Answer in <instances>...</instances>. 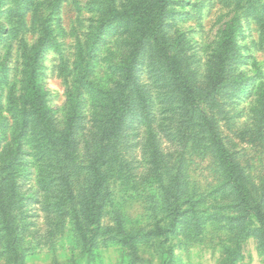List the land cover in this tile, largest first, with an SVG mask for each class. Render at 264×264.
Masks as SVG:
<instances>
[{
  "label": "rangeland",
  "instance_id": "1",
  "mask_svg": "<svg viewBox=\"0 0 264 264\" xmlns=\"http://www.w3.org/2000/svg\"><path fill=\"white\" fill-rule=\"evenodd\" d=\"M106 5L148 15L156 0H0V264H264V0H165L158 43ZM32 69L46 127L26 99ZM109 118L121 125L92 234L83 203Z\"/></svg>",
  "mask_w": 264,
  "mask_h": 264
},
{
  "label": "trees",
  "instance_id": "2",
  "mask_svg": "<svg viewBox=\"0 0 264 264\" xmlns=\"http://www.w3.org/2000/svg\"><path fill=\"white\" fill-rule=\"evenodd\" d=\"M165 5V0H156L155 8L148 14V15H140L134 12H127V9L123 7V11L120 12L118 7H115L114 5H106L101 8L103 11L107 14H109V17H119L121 14H130L131 17H133L136 21V23L144 26L145 32H148L149 35L155 40L156 43L159 42L158 40V31L161 25V18L163 14V8ZM136 24L138 27H141L140 25ZM231 31H227V33L223 34L222 43L225 46V50H227L231 45ZM141 41V37L137 39V43ZM135 47H133V50L129 52L127 59L125 62L121 63V67H125L126 71H130L131 73V64L135 60ZM165 66L166 69L171 73V75L178 79L179 86L182 90V94L185 100H189V98L192 97V88L188 84V79L184 74L179 71L175 65L174 61L171 57V55L166 54L165 56ZM174 67V68H173ZM173 72V73H172ZM25 94L27 103L29 104L30 109L32 112L36 115L39 124L43 125L44 127L48 126V116L47 111L45 108V105L40 97L38 84L36 81L34 70L29 74V77L26 78V85H25ZM207 129L209 130V138L212 143V146L214 148V151L218 157V160L220 162L222 171L226 175L227 179L233 183V187L235 190L242 191L243 196L246 195L242 189H247L248 187L244 182L239 181V177L237 175V169L236 164L233 160L232 155L228 152L227 148L225 147L223 141L220 139V137L217 135L214 125L207 122H205ZM121 125L120 119L118 121L113 122L112 118H109V120H106L105 124L103 125V128L101 129V132L99 133L98 139L101 143V149L100 154H98L99 158L96 159V161L91 164V166H94L92 168V173H94L95 180L93 183V187H91V195L87 200L83 203V221L85 225L90 229V233L96 234L99 227V218L102 214V207L103 202L100 201V192L103 187L104 178L102 175V171L100 167L104 165L105 160L103 159V155L106 156L105 152L108 148V143L117 130V127L119 128ZM99 166V167H98ZM241 194V193H240ZM257 218L259 223L261 224V228L264 231V211L261 209H257ZM79 230L82 231V235L85 236L86 232L85 230H82L83 227L80 223H78ZM84 226V224H83ZM87 228V230H88Z\"/></svg>",
  "mask_w": 264,
  "mask_h": 264
}]
</instances>
